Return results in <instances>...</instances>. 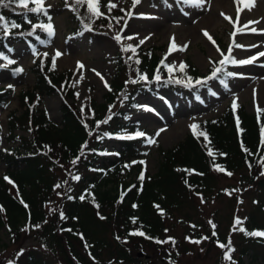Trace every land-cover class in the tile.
<instances>
[{
  "label": "trees",
  "instance_id": "1",
  "mask_svg": "<svg viewBox=\"0 0 264 264\" xmlns=\"http://www.w3.org/2000/svg\"><path fill=\"white\" fill-rule=\"evenodd\" d=\"M106 1L100 0V9H105L108 16L98 19L91 16L86 4L76 5L74 0L71 1V5L76 8L75 12L71 11L76 21L72 35L88 32L85 31L84 24H91L92 31L89 32L97 33L111 23L117 24L114 18H125V12L120 11L121 8L109 12ZM25 11L16 5L0 7V14L9 22L15 21L20 25L19 28L12 29L8 36L0 31V53L3 55L11 49L5 42L7 39L13 43L24 42L31 47L51 41L41 28H36L32 35H27L32 31L33 24L47 22L43 20V14L35 13H28L26 20ZM151 51L138 47L135 54L131 53L129 57H126V52L118 55L114 59V74L103 96V102L98 105L89 103L83 113L74 106L71 86L73 73L52 70V57L49 55L33 62L31 72L35 82L32 87L21 90L17 95L21 113L14 111L7 116L8 138L18 145L0 149V160L5 165V170L0 175V208L4 210L0 212V229L6 228L12 243L18 240L24 229L38 228L43 231L45 243L48 241L50 246L56 247L67 264H89L79 255L74 243L93 262H99V257L105 252L109 258L114 255L116 262L134 264L131 248L122 245L120 248L116 247L115 254L111 251L112 247L105 239L108 232L118 242L117 237L124 238L123 241L128 244L139 241L144 245H156L160 249H173L175 244L171 242H155L171 238V235L168 236L169 228L165 226V219L195 197L208 200L216 195L221 197L226 194L224 189L228 191L231 187L217 188L215 178H230L236 173L239 175L238 189L243 185L256 189L253 196L254 208L248 213L242 227L248 232L264 231V175L261 174L264 172V147L261 146L264 111L247 114L243 107L233 110L230 106L215 119L195 122L198 128L192 134L187 135L175 147L161 151V163L156 173L152 176L143 174V182L138 179L144 164L141 161L144 160L138 144L142 140L135 134L143 131L139 129L137 122L125 119L123 106H135L134 98L144 89L152 93L151 88L170 86L153 79L155 70L161 66V59L151 54ZM137 59L139 64L135 63ZM187 66L194 83L197 79L208 77L214 67L222 68L219 62H213L207 73L201 75L195 68ZM16 68L10 65L6 69L14 74ZM137 72L146 74L151 82L139 80ZM221 76L227 78L221 71L215 79L219 80ZM132 80H137V83H131ZM12 94L11 88H0V107L6 105ZM51 96L60 100L58 123L49 121L41 109L43 99ZM105 120L108 122L100 123L97 127L98 122ZM85 124L88 125L87 128ZM16 130L26 131L29 137L16 136ZM89 132L92 134L89 135ZM200 132L207 134V141L199 135ZM119 136L135 138L118 139ZM110 137L117 139L119 145L113 151L112 158L99 149ZM209 149L213 156L208 155ZM98 159L104 161L105 165L97 167L95 163ZM130 159L135 161L130 163ZM217 166L224 171H218ZM130 169L136 170L138 176L129 182L116 181L117 177ZM229 172L231 175L227 174ZM75 176L80 179H74ZM112 183H115L114 188L108 189L107 186ZM57 184L60 185L59 188L55 187ZM57 189L60 191V200L57 208L49 211L50 207L48 210L47 207L53 202L52 196ZM82 196L84 199H81ZM61 212L64 219H61ZM132 218L136 219L135 224ZM112 225L119 234H113L114 229L110 231ZM137 230L144 231L152 239L129 235ZM241 233L242 242L236 264H246L241 260L246 255L251 258L249 264H264V237ZM85 244L88 245L87 248ZM5 262L10 261L5 259L3 263ZM13 264L53 262L30 250L13 261Z\"/></svg>",
  "mask_w": 264,
  "mask_h": 264
},
{
  "label": "rangeland",
  "instance_id": "2",
  "mask_svg": "<svg viewBox=\"0 0 264 264\" xmlns=\"http://www.w3.org/2000/svg\"><path fill=\"white\" fill-rule=\"evenodd\" d=\"M71 1L73 0H69V4ZM107 3L108 0L105 5ZM113 3L118 5L117 8H123L125 12L132 6V0H113ZM229 3H231V8L226 10L215 8L214 0H205L203 9L185 5L183 0H179V3L177 0H167V4L165 0H142L135 9H131L133 11L131 18L125 16L121 22L111 23L106 29L97 33L88 31L75 36L72 35L76 28L75 17L66 7L65 0H46L45 6L51 5L48 14L52 17L51 23L55 30L51 41L35 47L24 42L13 43L9 39L5 41L7 46L11 47V51H7L5 56L15 61L11 65L22 68L23 71L19 74H12L6 69L10 66L7 61L0 59V65H7V67H0V88L13 85L11 88L13 94L6 105L0 107V149L18 145V143L13 144V141L10 142L8 138L7 116L14 111L17 114L21 113L17 95L21 90L32 87L35 82L31 72L33 62L44 59L45 52L53 57L57 50L62 55L56 60L55 70L59 73L68 71L73 73L71 80L74 92L73 102L76 110L80 111L89 103L94 102L98 105L103 102V96L114 74V59L124 52L122 47L131 45L135 49L138 47L149 49L152 50L151 54L162 60L169 51L170 39L173 36L177 45H187L186 50L173 51L165 61V63L177 65L172 73H169L162 65L154 72L153 79L159 70L160 82L169 81L167 83L170 84L169 88H151L152 93L144 89L134 98L135 106H123L125 119L137 122L140 125L139 129L145 133L144 137H139L142 141L138 144L142 151L141 158L144 160L142 173L149 176L156 173L161 163V151L175 147L187 135L192 134L191 125L195 122L219 117L225 109L233 105L234 100L238 107L244 108L247 114H258L264 111V94L261 87L262 81L264 82V57H259L252 64L225 63L221 65L219 63L223 73L232 72L236 75L226 76V79L221 76L220 80H209L203 86L192 81L189 85L188 78L191 75L188 69L185 72L178 70L179 64L183 62L195 68L199 74L205 75L211 63L220 62L228 55L237 61H242L264 51V32L261 31L264 30V0H256V5L251 11L246 10L248 0H244V3L229 0ZM238 8L244 10L240 12L239 22L234 27V24L225 20L221 13L223 12L235 21ZM100 10L104 16H108L105 9ZM205 18L213 20L212 27L203 22ZM43 20L49 22L47 16H44ZM125 20H127L126 28L123 27ZM254 20H260L261 23L245 27L249 21ZM253 27L258 30L256 33L250 31ZM203 30H207L215 44L203 35ZM233 33H235L234 36ZM117 34L121 35L119 43L113 39ZM128 36L134 38L126 39ZM140 40L145 42L141 44ZM233 40L243 47H235ZM230 47L231 53H229ZM131 53V51L126 52V57H129ZM78 62L85 67L79 69ZM177 80L181 82L176 83ZM257 106L261 111H257ZM146 107L153 111H146ZM59 108L58 97L51 96L43 99L41 109L49 121L54 123L60 121ZM178 125L180 127L174 134L173 129ZM157 132H159L158 136ZM15 135L29 137V134L22 130H16ZM148 138L155 139L156 144H148ZM118 146V140L110 137L99 146V149L104 150L105 155L109 153L107 157L112 158L113 151L117 150ZM129 161L133 163L135 160L130 159ZM95 165L100 168L105 165V162L98 159ZM4 170L5 165L0 160V175ZM58 174L60 175V172ZM135 176H138L137 171L130 169L117 177L116 181L129 182ZM238 179L237 173L230 178H215L217 188L231 187V190L224 189L226 194L221 197L216 195L208 200L195 197L192 201L186 202L179 211L172 212L171 216L165 219V226L169 228L168 236L171 235V238L176 241L173 249H160L156 245L146 243L144 245L139 241L128 244L123 241L124 238H119L118 242L115 241L114 235L111 236V232H108L105 239L110 243L111 251L115 254L116 247L120 248L122 245L131 248L134 264H231L230 260L224 259L229 249L227 247L222 249L217 244L219 241L227 245L230 239L231 248L234 251L229 254L236 264L241 248L242 233L239 230L233 231L234 220L239 218L242 222L236 226L237 229L244 225L248 213L254 208L253 196L256 191L254 187L246 185L238 189ZM114 184H109L108 189L114 188ZM58 190L52 196L53 202L47 207V210L50 207L49 211L57 208L61 197L58 195L60 193ZM47 210L45 209L46 212ZM212 224L216 226L215 229ZM113 229V234L117 235L119 231L114 225L111 226L110 231ZM213 231L216 233L215 236H213ZM21 235L16 242L12 243L6 228L0 229V264H8L3 263L5 259L11 262L19 259L22 256L18 255L21 250L23 253L30 250L37 252L53 264H67L56 247L50 246L48 241L45 243L41 229H27ZM204 237L209 239L205 240ZM189 240H201L202 242L194 244ZM74 247L82 259L89 264H121L114 260V255L109 258L105 252L99 257V262H93L90 256L83 253L85 251L81 247L76 246V243ZM241 260L249 264L251 258L246 255Z\"/></svg>",
  "mask_w": 264,
  "mask_h": 264
},
{
  "label": "snow or ice",
  "instance_id": "3",
  "mask_svg": "<svg viewBox=\"0 0 264 264\" xmlns=\"http://www.w3.org/2000/svg\"><path fill=\"white\" fill-rule=\"evenodd\" d=\"M142 2V0H132V6H131V9H135L137 5H139L140 3ZM177 2L179 3V0H177ZM234 2H237V3H244V0H234ZM74 3L76 5H84L86 4L87 6V11L91 14L92 17H95V18H101L102 16H104V13L101 12L100 10V0H74ZM165 3L167 4V0H165ZM183 3L185 5H188V6H191V7H196V8H199V9H203L204 7V4H205V0H183ZM46 4V0H0V7L2 8H7L11 5H16L20 8H23L25 11L24 13V19L28 20V13H35L37 15L39 14H43L44 16H47L48 18V23L47 24H33L32 25V31L28 32L27 35H32L36 28H41L43 31H45L49 37V40L51 39V37H53L55 35V30H54V25L51 23V20H52V17L48 14L49 13V9L51 7V5H48L47 7L45 6ZM30 5H33V6H30ZM65 5L66 7L69 8V10L71 11H76V8L73 7L71 4H69V0H65ZM256 5V0H248V3L246 4V10L247 11H251L253 7H255ZM117 4L116 3H113V0H108V3L106 5L107 9L109 12H111L113 9L117 8ZM170 7V5H168ZM128 10L125 12V10L123 8L120 9V11L122 12H125V16L131 18L133 16V11L132 10ZM244 10V9H241V8H238L237 9V16H236V20L233 21V19L229 16H227L226 14H224L223 12L221 13V16L229 21V23H233L234 24V27L236 26V24H238L239 22V19H240V12ZM185 15H187V13H185ZM106 18V17H105ZM117 20V23H119L120 20L124 19V17H118V18H114ZM94 22V21H93ZM29 23H31V21L29 20ZM111 23V21H110ZM261 23L260 20H254V21H249L245 27H249V25H252V24H259ZM20 25L17 24L15 21H12V22H9L2 14H0V31H2L4 33L5 36H8L11 32L12 29H16V28H19ZM124 28L127 27V20H125L124 22V25H123ZM84 29L85 31H92V28H91V24H84ZM123 30V29H122ZM251 32L253 33H256L258 30L256 28H251L250 29ZM262 32H264V30H261ZM203 35L209 40L211 41L213 44H215V41L213 40V38L211 37V35L207 32V30H203ZM235 35V33H233V36ZM134 37L132 36H128L126 37V39H133ZM114 40H116L118 43L121 41V35L120 34H117L113 37ZM147 39V38H145ZM145 41L144 40H140V43L143 44ZM233 45L235 47H243L242 45H239V44H236L235 40H233ZM255 47V45H254ZM187 49V45H183V46H179L177 45L176 43V40H175V37L173 36L171 39H170V48H169V51L168 53L164 56V58L161 60V65L163 67H165L169 73H172L173 69H176L177 68V65L175 63H165V61L168 59V56H170L172 54L173 51H184ZM9 51H11V49H9ZM34 51V50H33ZM122 51L124 52H128V51H131L133 54H135L136 52V49L133 48L131 45L127 46V47H122ZM217 51H219V49L217 48ZM232 49L231 47L229 48V53H231ZM44 57L47 58L48 57V53L45 52L44 54ZM62 55V53L57 50L55 52V55L52 57L51 59V69L52 70H55L56 68V60L57 58H59L60 56ZM223 55V53H222ZM259 57H264V51L262 52H259L257 56H253L252 58L250 59H246V60H242V61H237L236 59L232 58L231 55H228L225 57L224 60H221L219 63L221 65L225 64V63H231L232 65H244V64H252L254 63ZM0 59H4L7 61V64L8 65H11V64H14L15 61L14 60H11L9 59L7 56L3 55L2 53H0ZM131 59V57L129 58ZM135 63L139 64L140 61L137 59L135 61ZM0 67H7V65H0ZM85 66L78 62V68L79 69H83ZM187 65L183 62H181L178 66V70L180 72H185V70L187 69ZM23 71L22 68H17L15 69V72L14 74H19ZM221 71H223L222 68H216L214 67L211 74L204 78L203 80L201 79H197L196 80V84H200V85H206L207 82L209 80H212V79H215L217 78L218 76V73H220ZM98 76L100 75V73H96ZM137 75L139 77V80H143L145 82H148L150 83L151 81L148 80V76L146 74H141L139 72H137ZM225 76L227 77H232L234 75H236L235 73H232V72H225L224 73ZM83 77H81L82 79ZM101 79H103V77H101ZM154 80L156 82H160L161 80V77L159 75V70H157V73L155 74L154 76ZM131 83H137V80H132L130 81ZM169 81H165V83H168ZM176 83H180L181 81L177 80L175 81ZM188 83L189 85L191 84V77L188 78ZM221 83H224V81H221ZM105 86L107 87V83H105ZM9 88H12L13 85H8ZM225 87H227V85L225 84ZM110 90V89H109ZM77 96H79V94L77 93ZM238 107V104L235 102H233V105H232V108L233 110H235L236 108ZM146 111H153L151 108H145ZM257 111H261V109L259 108V106H257ZM81 112L83 113V108L81 109ZM108 119L110 120L111 119V116L108 117ZM108 120H105V121H101V122H98L97 123V127H99V124L100 123H107ZM237 125H239V119L237 118ZM88 125L85 124V128H87ZM191 128L193 130L197 129L198 128V125L196 124H193L191 125ZM162 131V130H161ZM261 133H262V139H261V146L264 147V128H262L261 130ZM92 133L89 132V135H91ZM159 135V132H157V136ZM200 136H203L204 139L207 141L208 140V136L205 132H200L199 133ZM136 137H144L145 136V133L143 132H137L135 134ZM118 139H133L135 137L133 136H119L117 137ZM147 143L152 145V144H156V140L155 139H152V138H148L147 139ZM86 146V145H85ZM243 146V145H242ZM245 151H247V149H245ZM208 155L209 156H213V152L211 149H209L208 151ZM76 161H73V163H75ZM141 163H144L143 161H141ZM217 170L218 171H224V169L220 168L219 166H217ZM186 171H192V170H186ZM228 175H231V173H227ZM262 175H264V172L261 173ZM7 179V177H6ZM74 179L76 180H79L80 177L79 176H75ZM138 179L143 182L145 177L143 175V173L138 177ZM9 183H12L11 180H8ZM55 187L59 188L60 185L57 184ZM142 190V189H141ZM58 195H60V193H58ZM69 199H71V197H69ZM81 199H84V197L82 196ZM25 207H27V205H25ZM97 207H99L97 205ZM135 207V205H134ZM159 207V206H157ZM4 211L3 208H0V212ZM60 216H61V219H64V214L63 212L60 213ZM101 219H104V217H100ZM132 222L133 224L136 223V219L135 218H132ZM211 223V221H210ZM242 222L239 218H236L234 220V225H233V231H236V230H239L240 232H243L245 235H250V236H254V237H264V231H251V232H248L245 228L243 227H240L239 229L236 228L237 225H240ZM38 227V226H37ZM193 227H195L193 225ZM212 227L213 229H215V225L212 224ZM25 231L27 229H24ZM70 231V230H69ZM167 231V230H165ZM129 235L131 236H141V237H144L146 239H152L151 237L147 236L146 233L144 231H132L129 233ZM216 233L215 231H213V236H215ZM81 239H84L83 236H81ZM117 239H119V237H117ZM188 239V238H186ZM203 239L207 240L209 239L208 237H204ZM155 242L157 244H163V243H169L171 242L173 245L176 243V241L173 239V238H169L168 240H165V241H161V240H155ZM190 243H194V244H200L202 241L201 240H189ZM217 244L220 248L224 249L225 247H227L229 249L228 252L225 253L224 255V259H228L231 261V264H235V261L232 260L231 256H230V252L231 251H234V249L231 248V240L229 239L228 241V244L225 245V244H222V243H219V241H217ZM85 247L87 248L88 245L85 244ZM201 251H203V249H201ZM23 253V250H21L20 253H18V255H22ZM8 264H13V262H8Z\"/></svg>",
  "mask_w": 264,
  "mask_h": 264
},
{
  "label": "bare ground",
  "instance_id": "4",
  "mask_svg": "<svg viewBox=\"0 0 264 264\" xmlns=\"http://www.w3.org/2000/svg\"><path fill=\"white\" fill-rule=\"evenodd\" d=\"M214 7L215 8H224V9H226V10H228V9H230L231 8V3H229V0H214ZM212 21L213 20H209V19H207V18H205V19H203V22H206L205 24L207 25V26H211L212 27ZM261 87H262V92H263V94H264V82L262 81V83H261ZM173 103H174V101H173ZM176 104V103H175ZM180 127V125H178V126H175V128L173 129L174 131H173V133L175 134V132H176V129H178Z\"/></svg>",
  "mask_w": 264,
  "mask_h": 264
}]
</instances>
